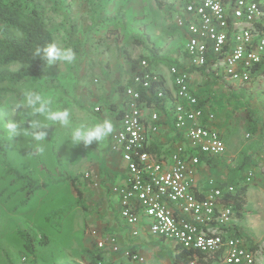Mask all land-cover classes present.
I'll return each instance as SVG.
<instances>
[{
  "label": "rangeland",
  "instance_id": "374dc122",
  "mask_svg": "<svg viewBox=\"0 0 264 264\" xmlns=\"http://www.w3.org/2000/svg\"><path fill=\"white\" fill-rule=\"evenodd\" d=\"M38 1L45 8L55 43L72 47L77 61L72 65L59 63L48 66L42 77L22 83L20 94L8 97L6 106L0 108V264H10V261L13 264H89L86 250L96 244L93 231L97 230L104 237L112 233L108 226L113 211L109 210L112 199L106 188L88 182L85 172L89 171L94 180L111 173L106 169L114 164L109 151L111 136L99 145L94 142L88 147L82 144L73 147L66 143L67 130L49 125L44 129L47 132V141L43 142L45 151L40 153L37 150L39 142L33 139L31 128L36 117L18 105L25 91H43L53 94L60 106L71 108L74 123L85 119H110L114 124L115 114L108 107L109 101L98 96L104 95L101 89L114 93L123 91L121 87L127 86L130 78L123 66L118 68L125 78L124 83L114 78L111 65L107 66L108 74L101 73L100 59H105V56L123 59L121 47L125 46L134 57L143 55L150 59L152 65L155 64L148 50L135 44L134 38L140 34L142 37L145 34L154 37L151 38L154 39L152 43L159 48L155 59H161L159 51L179 50L181 53L185 39L174 22L179 0H162L164 8H160L156 0ZM107 31L115 35L108 36ZM162 64L167 68L170 66ZM20 67L14 65L12 68ZM198 74L210 79L212 76L206 70ZM203 84L212 86L217 92L226 89L231 93L240 92L238 96L221 97L225 104L234 107L233 118L242 135L235 144L237 150L241 146V149L247 148L254 163H261L256 172L264 169V83L243 86L207 79ZM96 88L100 91L96 92ZM96 106L101 110L98 111ZM245 108L256 112L261 119V127L256 133L247 130ZM10 120L18 121L28 134L9 140L5 125ZM241 151L236 156L238 162ZM249 168L241 174V179ZM251 170L255 173V169ZM24 176L34 178L41 187L28 188ZM69 177L78 178V185L84 193L82 202L78 200ZM256 177L259 176H254L258 180ZM252 201L261 207V211L250 213L243 222L236 216L234 225L240 228L239 234L257 245L258 250L259 243L264 246V199L256 196ZM242 229L248 230L249 234ZM20 230L35 238V255L26 251ZM229 232H235V229ZM252 233L258 240L250 236ZM206 258L209 260L210 257ZM212 264L219 262L213 261Z\"/></svg>",
  "mask_w": 264,
  "mask_h": 264
},
{
  "label": "built area",
  "instance_id": "2783aa9c",
  "mask_svg": "<svg viewBox=\"0 0 264 264\" xmlns=\"http://www.w3.org/2000/svg\"><path fill=\"white\" fill-rule=\"evenodd\" d=\"M174 22L183 31L186 56L185 64L169 66L175 86L174 120L189 145H177L170 163L150 150L159 115L153 112L146 117L148 104L141 89L151 96L150 88L160 86L161 80L149 61L142 59L133 71V83L124 89L120 122L110 137V149L121 154L128 176L122 184L111 181L110 192L119 197L121 215L135 236L142 224L151 234L176 245L206 257L218 255L219 264H256L258 250L245 237L227 230L237 211L225 197L235 187H222L210 178L205 194L199 193L200 153L220 158L226 153V142L213 124L216 114L204 108L202 97L192 89L191 70H206L216 80L243 86L264 83V0H179ZM165 94L160 88L158 96ZM85 178L96 187L100 184L89 171ZM253 178L250 170L247 181ZM93 234L99 248L146 262L139 252L121 246L117 235L104 237L97 230Z\"/></svg>",
  "mask_w": 264,
  "mask_h": 264
},
{
  "label": "crops",
  "instance_id": "0c3cea01",
  "mask_svg": "<svg viewBox=\"0 0 264 264\" xmlns=\"http://www.w3.org/2000/svg\"><path fill=\"white\" fill-rule=\"evenodd\" d=\"M180 34H183V31L178 28ZM152 37V36H151ZM154 38V37H152ZM184 49V48H183ZM169 50V48H168ZM172 51V50H171ZM183 52V53H182ZM183 54V55H180ZM134 56V55H133ZM159 56L161 59H155V64H151V70L155 73V75L162 81L163 85L167 88L166 92L168 93V97L164 102L156 103L153 102L152 104H148L145 108V114L147 118H150L153 112H157L159 115V123L157 131L152 132L151 136V146L150 150L157 158H162L166 160L167 163L171 161V154L173 150L176 148L177 145L185 144L189 145V141L186 138L185 132L180 130L175 125L174 120V103H175V86L174 80L169 72V67L167 68L163 63H186V56L184 54V50L180 51L176 50V52L170 51H159ZM105 59L101 60V73L108 74L109 67L111 65V71L116 80H119L121 83H124L125 78L122 75L121 68L118 67L123 66L125 74L129 76L131 79L132 68L125 63L124 59H110L108 56L104 57ZM168 58V59H167ZM170 60V62H168ZM157 63V64H156ZM109 66V67H107ZM194 70V71H193ZM191 86L195 93L199 94L202 97V103L206 110H212L216 114V119L213 121V124L218 126L220 129L225 142H226V153L224 158L221 159H213L212 162L216 163L215 165H211L207 162V160H202L200 164V171H199V178L201 184V190L199 193L200 195H204L206 191L207 181L210 178H216L219 183L230 181L232 178V168L236 166L238 159L236 156L241 151L242 146L237 150V141L240 139L241 133H239V128L237 123L234 121L233 118V109L234 107L229 106L227 103L221 99L224 96H234L239 95L240 92H234L226 89V91L217 92L212 86H206L203 84L207 79L216 82H222L223 80H214L211 76V79L208 77H204L198 74L201 72L200 69H192L191 70ZM97 75V73H96ZM98 81V79H96ZM129 81V80H128ZM128 81L127 84L128 85ZM230 82V81H229ZM216 84V83H215ZM213 84V86L215 85ZM101 93L104 92L103 96H98L99 98H105L109 101L108 104H114L117 110L113 111L110 110L112 113L114 112V128L117 127L118 123L120 122V116L118 117L116 114L117 112L123 107L124 104V96L123 91L110 92L101 89ZM100 91V89L96 88V92ZM100 107V106H96ZM101 110V109H100ZM98 110V111H100ZM242 136V135H241ZM236 147L233 150V147ZM110 151V160L114 164L106 169L111 172L110 174L105 173L101 178L96 179L99 181V186H104L108 191V195L112 201L109 204V210L113 211V214L110 215L109 218V230L118 237L119 243L124 248H132L133 250L139 252L146 258L145 263H141L138 261H133L126 256L122 252H113L109 250V248H105V258L106 263H117V264H175L173 257L177 252V245L176 243L167 238L159 237L153 235L149 232V230L144 226L140 225V232L138 235H133L132 231L134 228L124 220L120 212V203L119 197L117 195H113L110 192L109 183L111 181H116L117 183H124L125 179L128 176L127 173V165L126 162L123 160L121 154L113 152L111 149ZM201 154V153H200ZM202 155V154H201ZM200 155V156H201ZM236 160H235V159ZM234 159V160H233ZM257 162L252 161L251 168L255 169V176L258 175V180L263 182L260 183L256 187L249 188L247 192V199L248 204L246 205L243 213V218L238 220L246 221L247 217L250 213H255L257 210L261 208L258 207L257 204H254L252 198L259 196L263 197L264 199V169L258 170L256 172V168L260 165ZM255 167V168H254ZM114 171V172H113ZM262 178V179H260ZM257 180V181H258ZM104 194V190H102V195ZM253 204V205H252ZM263 207V204H262ZM261 211V209H260ZM243 219V220H242ZM236 221V217H235ZM234 221V222H235ZM243 230V229H242ZM248 233V230H243ZM249 234V233H248ZM256 235V234H255ZM253 233L250 235L255 240ZM264 240V238H263ZM97 245V244H96ZM258 249V256H257V263L256 264H264V246L262 243H259Z\"/></svg>",
  "mask_w": 264,
  "mask_h": 264
},
{
  "label": "trees",
  "instance_id": "16d2710c",
  "mask_svg": "<svg viewBox=\"0 0 264 264\" xmlns=\"http://www.w3.org/2000/svg\"><path fill=\"white\" fill-rule=\"evenodd\" d=\"M160 8H164L165 5L162 0H156ZM108 36H114L115 33L107 31ZM121 38L118 36V39ZM151 35L145 34V37L138 35L134 38V42L138 46H143L148 50L151 60H155L158 57V47L152 42ZM55 43L54 35L48 27L45 8L42 3L38 0H0V108L6 106V100L10 96H18L20 94V86L22 83L30 78L42 77L46 68V63L37 57V50L45 49L49 44ZM122 57L134 71L138 63L142 59H147L151 65L150 59L146 56L134 57L131 51H129L125 46L121 47ZM14 65L21 66L19 69H13ZM133 72L131 73V79L128 81V85L133 83ZM160 86L153 85L150 88L151 96H147L146 89L142 88L141 92L146 100L147 104H152L153 102L161 103L164 102L168 93L166 92V87L163 85L162 81L159 82ZM127 85V86H128ZM126 87V86H125ZM125 87H121L124 89ZM165 90V96L159 97V90ZM124 106V104H123ZM110 110H117L114 104L108 105ZM123 108V107H122ZM122 108L117 112L119 117L122 113ZM101 108L99 107V110ZM244 119L247 130L251 133H256L261 127L259 116L253 110L245 108ZM202 154V155H201ZM201 160H207L211 165L213 159L220 158H208L207 155L201 153ZM252 154L249 153L247 148H243L241 151V158L238 164L232 168V178L230 181L222 182L220 185L222 187L231 184L235 187L234 193H229L225 197V201L232 203L236 209V216L240 219L244 216V209L248 204L247 192L249 188L256 187L261 181H257L253 178L252 181H247V174L251 170L252 165ZM249 170L244 174L243 179H241V174ZM255 176V175H254ZM26 177V183L28 188L31 186H36V188L41 187L36 180L31 177ZM24 179V178H23ZM70 183L72 184L78 200L83 201L84 193L83 190L78 185L77 177H69ZM235 232L230 233L231 235L242 236L239 234V227L234 225L232 222L227 230H233ZM21 238L23 240L26 251L29 254L35 255V241L34 237L23 230H20ZM244 237V236H243ZM246 238V237H245ZM247 239V238H246ZM252 248L257 249V245L253 244L249 239H247ZM134 252H137L134 250ZM87 257L89 259V264H102L106 263L105 251L99 248L96 244L91 246L86 250ZM175 264H212L213 261H220V257L215 255V257H210L207 260L206 255L203 253L195 252L193 250L186 249L182 246L177 245V252L173 257ZM10 264H13L10 261Z\"/></svg>",
  "mask_w": 264,
  "mask_h": 264
},
{
  "label": "clouds",
  "instance_id": "9594fccd",
  "mask_svg": "<svg viewBox=\"0 0 264 264\" xmlns=\"http://www.w3.org/2000/svg\"><path fill=\"white\" fill-rule=\"evenodd\" d=\"M37 57H40L46 66L63 63L72 65L77 61V54L72 47H64L57 43L49 44L45 49L37 50ZM14 106L15 101L11 102ZM18 106L27 109L30 115L36 117L32 121L31 128L33 139L39 142L38 151L44 153L43 142L47 141V132L44 130L49 125H55L67 130L66 143L73 147H88L94 142L101 144L114 133V124L110 119L81 120L74 123L73 112L69 107H62L57 102L56 97L51 93L37 90H27L23 94V99ZM7 138L16 139L21 135H27L22 125L16 120H10L5 125Z\"/></svg>",
  "mask_w": 264,
  "mask_h": 264
}]
</instances>
